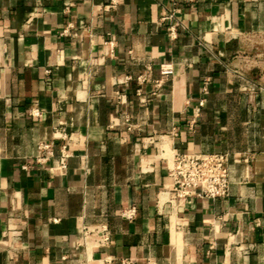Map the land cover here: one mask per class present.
Here are the masks:
<instances>
[{"label":"crops","instance_id":"crops-1","mask_svg":"<svg viewBox=\"0 0 264 264\" xmlns=\"http://www.w3.org/2000/svg\"><path fill=\"white\" fill-rule=\"evenodd\" d=\"M172 153L225 154L227 196L174 203ZM104 257L264 264V0H0V264Z\"/></svg>","mask_w":264,"mask_h":264},{"label":"built area","instance_id":"built-area-1","mask_svg":"<svg viewBox=\"0 0 264 264\" xmlns=\"http://www.w3.org/2000/svg\"><path fill=\"white\" fill-rule=\"evenodd\" d=\"M176 1V0H172ZM191 2L194 0H182ZM114 1H111L108 7H113ZM174 28L170 27V36H173ZM66 33V30L63 31ZM149 68L146 67L145 71ZM159 78L153 80L152 95L167 81L172 75L170 65H159ZM136 83L141 85L145 82V73L136 77ZM205 92V87L202 88ZM203 100H200L198 106H202ZM30 115L40 117L41 113L37 109H31ZM62 136V137H61ZM64 138L63 135L54 131V138ZM35 157L21 166V169L28 170L33 165L45 166L53 158L52 143L39 142L36 146ZM69 157V152L66 146H62L59 151L57 169H64L66 159ZM227 156L221 153L212 154H176L172 153L166 164L167 176L170 178L172 201L180 204L187 199H218L227 196L229 178L227 169ZM136 216V208L128 206L123 208L119 217L126 221H132ZM111 232L105 224L100 225H82L79 229L77 246L83 249L105 248L110 245ZM102 264H112L110 257L101 259ZM117 264H134L133 261L127 259L117 260Z\"/></svg>","mask_w":264,"mask_h":264}]
</instances>
